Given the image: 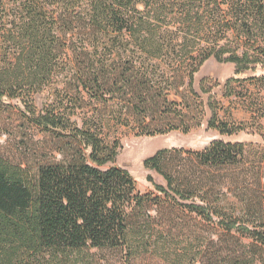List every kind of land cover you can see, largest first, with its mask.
Returning a JSON list of instances; mask_svg holds the SVG:
<instances>
[{"label":"trees","instance_id":"1","mask_svg":"<svg viewBox=\"0 0 264 264\" xmlns=\"http://www.w3.org/2000/svg\"><path fill=\"white\" fill-rule=\"evenodd\" d=\"M77 23L93 53L73 51L75 92L55 89L56 100L39 110L34 97L70 64ZM203 38L207 46L195 43ZM211 58L234 66L231 81L259 88L250 110L264 131V75H257L264 70V0H0V104L20 101L22 120L43 134L16 136L17 153L0 152V264H103L107 253L126 254L125 264L149 254L176 264H264V184L260 170L248 169L246 144L215 140L200 152L165 149L147 158L144 167L166 181L147 178L161 198L142 194L128 171L110 167L122 145L107 140L101 112L74 121L87 98L123 104L131 94L134 109L160 108V100L169 102L154 95L161 63L187 70L191 85ZM208 127L222 136L247 130L215 110ZM178 213L223 233L217 241L186 235Z\"/></svg>","mask_w":264,"mask_h":264},{"label":"rangeland","instance_id":"2","mask_svg":"<svg viewBox=\"0 0 264 264\" xmlns=\"http://www.w3.org/2000/svg\"><path fill=\"white\" fill-rule=\"evenodd\" d=\"M83 27L82 23H77L75 29L69 34V39L72 41L68 44L69 51L67 55L69 57L65 59V61L67 60L65 63L70 62V64L67 67L62 65L56 72L54 83L34 97L39 110L48 107L56 100L55 89L75 92V84H70L72 75H74V62H76L73 51L78 50L81 53L85 48L87 52L93 53L92 42L87 35V31L84 35L85 30L83 29L85 28ZM195 43L203 47L207 46L206 38ZM171 62L152 61L154 65L161 63L160 73L153 76L154 82L157 81L158 89L154 95L155 97L164 95L169 101L164 103L163 100H160L162 103L160 108L152 106V110L148 113L142 108L134 109L127 102L130 101L131 94L123 104H120L117 98L108 103L87 98L83 109L77 110L79 116L75 117L74 121L80 124L85 115L91 117L96 111L101 112V117L106 121L105 136L107 140L111 142L119 141L122 145L116 162L110 167L128 171L142 194L151 193L156 197H164L148 181V176H152L157 185L167 187L166 181L161 176L144 167V161L147 158L165 149L200 152L215 140L246 144L248 146L247 150L251 154L248 160V169L260 170L264 184V131L258 129V125L254 122L252 110H250L252 104H255V101L258 100L259 93H261L259 88L249 81H231L235 77L234 66L219 62L216 58H211L203 64L194 75L193 82L190 85L188 71L183 69L175 72L169 69L168 65ZM173 63L175 62L173 61ZM163 73L165 74L163 75ZM257 75H264V70L261 67L258 69ZM231 92L232 95L229 96ZM214 110L221 119L245 124L247 130L233 136H222L216 130L210 129L208 121ZM23 115L24 107L20 101L4 99L0 104L1 153L5 155L17 153L19 144L14 140L16 136L30 133L38 139L43 138L42 133L29 130V125L22 120ZM170 125L176 126L178 129L166 134H158L159 130H166ZM179 127H187L188 130L184 132ZM144 130L154 132L153 134L156 135H144ZM6 131L9 132L6 133ZM182 159L177 155L172 157L174 164L179 167L182 166ZM229 199L235 201L232 195H229ZM152 209V216L157 218V223L154 225L161 228L160 224L163 221L159 216L160 208L154 205ZM174 218H177L178 231L183 229L186 235L198 233V237L202 239L209 237L217 241L223 233L221 229L209 228V225L205 222L187 213H178V216ZM165 222L166 225L170 226L168 224L170 220L166 219ZM243 240L249 242V240ZM179 241L184 240L179 239ZM203 242V240H199L197 245ZM104 255L106 261L103 260V264H125L126 254L107 253ZM104 255H100L99 259L104 258ZM134 264H176V261H167L160 255L149 254Z\"/></svg>","mask_w":264,"mask_h":264}]
</instances>
